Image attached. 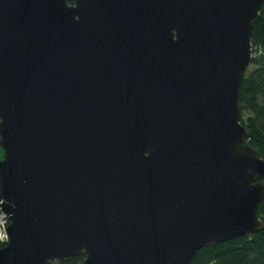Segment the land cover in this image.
Instances as JSON below:
<instances>
[{
	"label": "water",
	"instance_id": "1",
	"mask_svg": "<svg viewBox=\"0 0 264 264\" xmlns=\"http://www.w3.org/2000/svg\"><path fill=\"white\" fill-rule=\"evenodd\" d=\"M264 0H0V264H194L264 229L240 85Z\"/></svg>",
	"mask_w": 264,
	"mask_h": 264
},
{
	"label": "trees",
	"instance_id": "2",
	"mask_svg": "<svg viewBox=\"0 0 264 264\" xmlns=\"http://www.w3.org/2000/svg\"><path fill=\"white\" fill-rule=\"evenodd\" d=\"M252 46L256 56L252 68L247 70L241 80L239 108L242 123L253 133L247 142L264 159V4L254 20ZM258 216L264 223V199L259 205ZM85 259L86 254L80 252L56 264H82ZM194 264H264V229L252 235L204 247L196 254Z\"/></svg>",
	"mask_w": 264,
	"mask_h": 264
},
{
	"label": "built area",
	"instance_id": "3",
	"mask_svg": "<svg viewBox=\"0 0 264 264\" xmlns=\"http://www.w3.org/2000/svg\"><path fill=\"white\" fill-rule=\"evenodd\" d=\"M253 56L255 58L256 56V50L253 47ZM0 204H5L4 199H0ZM11 223L10 215L5 213L3 211V208L0 207V245L3 247L6 246L9 243V233H8V227Z\"/></svg>",
	"mask_w": 264,
	"mask_h": 264
},
{
	"label": "rangeland",
	"instance_id": "4",
	"mask_svg": "<svg viewBox=\"0 0 264 264\" xmlns=\"http://www.w3.org/2000/svg\"><path fill=\"white\" fill-rule=\"evenodd\" d=\"M251 68H252V66L249 67V69H251ZM249 69H248V70H249Z\"/></svg>",
	"mask_w": 264,
	"mask_h": 264
}]
</instances>
